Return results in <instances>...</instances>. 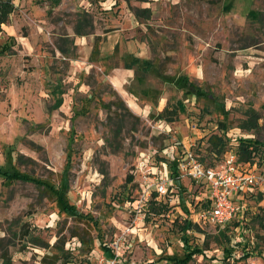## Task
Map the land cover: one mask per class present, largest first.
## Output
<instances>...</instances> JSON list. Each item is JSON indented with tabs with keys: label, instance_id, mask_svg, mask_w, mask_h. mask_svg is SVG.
<instances>
[{
	"label": "rangeland",
	"instance_id": "1",
	"mask_svg": "<svg viewBox=\"0 0 264 264\" xmlns=\"http://www.w3.org/2000/svg\"><path fill=\"white\" fill-rule=\"evenodd\" d=\"M13 4L5 24L17 36L0 34V168L29 180L0 177V264H96L112 257L122 232L119 264H177L194 247L203 255L189 264H264L261 157L236 161L261 181L235 199L231 221L200 224L184 238L179 211L196 202L200 185L195 192L194 181L173 180L163 197L169 208L142 216L134 209L139 178L126 180L140 153H154V165L166 160L159 168L168 175L184 145L194 143L209 166L240 139L264 143V0ZM125 66L130 84L116 88L109 76ZM177 100L184 113L155 118ZM249 108L259 126L247 132L239 124ZM211 135L222 137L220 153Z\"/></svg>",
	"mask_w": 264,
	"mask_h": 264
},
{
	"label": "built area",
	"instance_id": "2",
	"mask_svg": "<svg viewBox=\"0 0 264 264\" xmlns=\"http://www.w3.org/2000/svg\"><path fill=\"white\" fill-rule=\"evenodd\" d=\"M193 146L196 147L194 143L184 145L174 155L178 179L192 180L200 185L204 192V198L201 199L203 204L197 208L196 201L189 213V219L199 225L205 224L220 229L231 221L239 210L234 203L235 199L245 190L259 184L261 177L252 171L239 168L232 151L225 153L220 163L208 166L195 154ZM154 158V153H140L135 171H131L132 177L136 175L135 177L139 178V194L134 209L135 213H141L142 216L146 215L151 200L157 201L164 197L168 189L170 192L174 191V178L159 168L160 165L166 164V160L160 162V165H154L151 162ZM124 234L122 232L111 242L112 257L106 259L102 256L96 264H119V251L125 240Z\"/></svg>",
	"mask_w": 264,
	"mask_h": 264
},
{
	"label": "trees",
	"instance_id": "3",
	"mask_svg": "<svg viewBox=\"0 0 264 264\" xmlns=\"http://www.w3.org/2000/svg\"><path fill=\"white\" fill-rule=\"evenodd\" d=\"M15 7L13 5V0H0V32H1V25L6 23L8 20V16L14 11ZM148 9H144L143 12L148 13ZM79 34L78 32H76ZM98 54V45L97 42L94 43V45L91 48L90 51V59H93ZM185 106L184 103L181 100H177L175 104L172 107H168L167 105L157 113L155 118L157 120H165L167 122H172L176 119L177 115L180 113H184ZM245 119L241 121L239 124V128L244 131H250V130H256L259 126L258 124V115L256 111L252 108H249L245 111ZM219 127L223 130L226 129V126L223 123H219ZM209 145L211 148H214V152L220 153L224 147L225 143L222 140V137L219 135H211L208 139ZM236 156L237 162L242 163H248L253 164L255 163L254 157L259 156L262 160H264V143H261L257 140H251V139H240L237 142L236 151H234ZM214 154V153H213ZM215 155V154H214ZM216 156V155H215ZM169 163V170L171 171V175L173 176L174 180H178L177 177V171H176V162H168ZM0 177L4 178H15V179H21V180H29L26 176L18 175L17 173H9L6 170H3L0 168ZM133 179L132 175L129 174L127 176V182H131ZM168 209L167 204L165 203H156L153 200L150 201L149 204V211L154 213H160L162 210ZM256 223L258 227L264 231V215L259 217L256 220ZM192 224L189 221H185L183 225L180 227L181 232H185L189 228H191ZM236 226H240V222L238 221L236 223ZM183 233L181 238H184ZM29 235V229L25 227V225H21L19 229V236L24 238ZM109 250L106 249L105 252H108ZM203 255V251L198 248L194 247L191 250L187 251L182 258L176 259L177 264H189L190 261L193 260V257L195 255ZM245 258H248V255H244ZM224 260V259H223ZM224 262V261H223Z\"/></svg>",
	"mask_w": 264,
	"mask_h": 264
},
{
	"label": "crops",
	"instance_id": "4",
	"mask_svg": "<svg viewBox=\"0 0 264 264\" xmlns=\"http://www.w3.org/2000/svg\"><path fill=\"white\" fill-rule=\"evenodd\" d=\"M14 1V0H13ZM14 5V4H13ZM146 9H148V8H146ZM149 10V9H148ZM10 17V15L8 16V18ZM9 29H11L10 31H8ZM2 33H4L6 36H8V37H15V36H17V31H16V29H14V27H12V26H10V25H8V24H2L1 25V32H0V34H2ZM78 35L79 34H77L76 32H74L72 35H68L69 36V38H71V40H73V42H74V44H78L77 42H80V41H77L78 39L80 40V38L78 37ZM74 37V38H73ZM26 48V47H25ZM131 68L132 67H129V66H125V67H123V69H117V70H115V72L114 73H112L110 76H109V81H110V83L113 85V86H117L116 88H120V87H122V88H124L123 86H125V84H127V85H129L130 84V81H131V79H132V73H131ZM119 91H121L120 89H119ZM125 93L124 94H126V91H124ZM126 95H128V94H126ZM126 100H127V102H128V104H129V106H135L136 105V103H135V101L133 100V99H131V98H128V96H126ZM60 105H61V99H58L57 101H56V108H59L60 107ZM233 152V151H232ZM169 176H172L171 175V171H169V174H168ZM173 177V176H172ZM184 179H180V181H183ZM179 181V180H178ZM197 186H198V184H196V188L194 189V191L196 192L197 191ZM187 189H189V187L187 186L186 187ZM200 188L201 189H198V197L196 198L197 200V203L196 202H194L193 203V205L191 204V203H187V201H185L186 203V206H182V209L184 210L183 212H182V210H180L179 211V214H180V216H181V220H182V225H183V223L185 222V221H189V222H191V224H192V226H191V228H189L188 230H194V229H203V226L202 225H199V224H197V223H194V222H192V221H190V219H189V213L191 212V210H192V208H190V207H194L195 206V203H196V207L197 208H199L200 206H201V204H203V202L204 201H202L201 199L202 198H204V192H203V189H202V187L200 186ZM175 190V189H174ZM248 191H251V188L250 189H247V190H245L242 194H241V196L239 197V199H243V197L248 193ZM177 192H178V190H177ZM154 201V200H153ZM154 202H156L157 204L158 203H165V204H167V207L169 208V206H168V203L164 200V198L162 197V198H160L159 200H157V201H154ZM188 205H189V207H188ZM184 207V208H183ZM186 207H187V209H186ZM147 213H150V211H149V207H148V209H147ZM146 213V214H147ZM181 225V226H182ZM180 226V227H181ZM187 231V230H186ZM183 233H185V232H183ZM122 264V263H121Z\"/></svg>",
	"mask_w": 264,
	"mask_h": 264
}]
</instances>
